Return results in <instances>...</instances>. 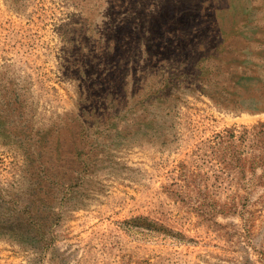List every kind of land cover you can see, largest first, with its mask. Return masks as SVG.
Instances as JSON below:
<instances>
[{
	"label": "rangeland",
	"instance_id": "1",
	"mask_svg": "<svg viewBox=\"0 0 264 264\" xmlns=\"http://www.w3.org/2000/svg\"><path fill=\"white\" fill-rule=\"evenodd\" d=\"M0 229V264H264V0H0Z\"/></svg>",
	"mask_w": 264,
	"mask_h": 264
},
{
	"label": "trees",
	"instance_id": "2",
	"mask_svg": "<svg viewBox=\"0 0 264 264\" xmlns=\"http://www.w3.org/2000/svg\"><path fill=\"white\" fill-rule=\"evenodd\" d=\"M33 196V195H32ZM30 200V202H31V204H35V203H41V201L40 200H37L36 201V199H33V198H30L29 199ZM32 211H31V208H30V210L27 212V213H25V215L22 217L21 215H18V217H17V221H20L22 224H24V223H29L30 225H31V218H34V214L35 213H31ZM1 230V229H0ZM10 234H12L13 236H15V237H18V238H23V237H25V238H29V236L27 235V234H25L23 231H21V230H16V229H13L12 231H10L9 232ZM32 246V245H31ZM23 248H29V247H23ZM32 249L33 250H36V248L35 247H33L32 246Z\"/></svg>",
	"mask_w": 264,
	"mask_h": 264
}]
</instances>
